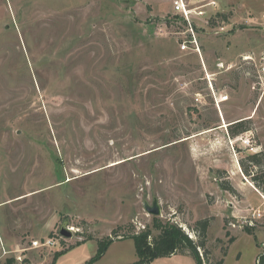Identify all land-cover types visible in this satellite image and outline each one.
Listing matches in <instances>:
<instances>
[{"label": "rangeland", "instance_id": "rangeland-1", "mask_svg": "<svg viewBox=\"0 0 264 264\" xmlns=\"http://www.w3.org/2000/svg\"><path fill=\"white\" fill-rule=\"evenodd\" d=\"M215 1L229 19L195 22L200 55L174 0H0V264H87L109 240L94 264H133L123 238L170 224L196 240L205 219L212 264H259L264 0Z\"/></svg>", "mask_w": 264, "mask_h": 264}, {"label": "trees", "instance_id": "trees-1", "mask_svg": "<svg viewBox=\"0 0 264 264\" xmlns=\"http://www.w3.org/2000/svg\"><path fill=\"white\" fill-rule=\"evenodd\" d=\"M228 16L222 13L216 14L214 18L210 21V27L216 26L218 21L227 22ZM244 122L237 123L239 126H242ZM249 129L233 132L234 136H238L241 133L248 131ZM254 166L261 165L260 155H252L249 157ZM248 172V171H247ZM255 180H258V177H255ZM211 220L205 219L198 221L194 231L197 236V239H191L183 230L177 225L163 226L158 224L156 226L160 230V234L154 238L153 242H149V237L151 233L149 231L142 232L140 234L131 235L128 238L123 239H133L136 246V251L138 254V261L133 264H152L156 259L161 257H172L174 255H184L193 257L198 264H204L199 254V249H203L206 255V263L212 264L209 257L210 252L207 251V232L210 228ZM253 229L246 228V231L253 235ZM122 239V240H123ZM113 240L102 241L100 242V248L98 254L93 257L87 264H94L96 261H99L104 256L105 252L112 244ZM235 238H231L229 243L233 244ZM226 247L223 249V256L225 257L228 254ZM62 254L58 255L60 257ZM214 264H224V258L216 261ZM259 264H264V252L259 258Z\"/></svg>", "mask_w": 264, "mask_h": 264}, {"label": "built area", "instance_id": "built-area-1", "mask_svg": "<svg viewBox=\"0 0 264 264\" xmlns=\"http://www.w3.org/2000/svg\"><path fill=\"white\" fill-rule=\"evenodd\" d=\"M217 8L218 2L215 0H174L173 12L186 25L187 36L191 43L189 45L187 42H184L181 47L183 51H191L200 55L202 54L198 35L196 33L197 28L195 22L201 20L210 26L211 19L216 16V13L214 12H217ZM258 74L259 81L257 82V84H255L254 90L259 87L262 91H264V59ZM224 100L227 99H221V102ZM259 216L261 217L260 213ZM68 229L73 233L74 228L68 226ZM52 246H55V243L50 239L44 243H41L37 240L32 242V247L35 249L47 248ZM2 250L5 255L8 254L4 246H2ZM23 252H25L24 249L16 251V253L19 254ZM17 259L19 261H22L21 255L17 256Z\"/></svg>", "mask_w": 264, "mask_h": 264}, {"label": "water", "instance_id": "water-1", "mask_svg": "<svg viewBox=\"0 0 264 264\" xmlns=\"http://www.w3.org/2000/svg\"><path fill=\"white\" fill-rule=\"evenodd\" d=\"M145 210L155 217H158L161 215V208L157 201H155L152 205L146 203L145 204ZM60 235L63 238H71L73 236V233L68 229V224L64 223L60 229Z\"/></svg>", "mask_w": 264, "mask_h": 264}, {"label": "crops", "instance_id": "crops-1", "mask_svg": "<svg viewBox=\"0 0 264 264\" xmlns=\"http://www.w3.org/2000/svg\"><path fill=\"white\" fill-rule=\"evenodd\" d=\"M174 256L176 257L177 255H174ZM174 256H173V257H174Z\"/></svg>", "mask_w": 264, "mask_h": 264}, {"label": "bare ground", "instance_id": "bare-ground-1", "mask_svg": "<svg viewBox=\"0 0 264 264\" xmlns=\"http://www.w3.org/2000/svg\"><path fill=\"white\" fill-rule=\"evenodd\" d=\"M225 99V98H224Z\"/></svg>", "mask_w": 264, "mask_h": 264}]
</instances>
